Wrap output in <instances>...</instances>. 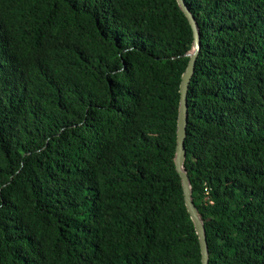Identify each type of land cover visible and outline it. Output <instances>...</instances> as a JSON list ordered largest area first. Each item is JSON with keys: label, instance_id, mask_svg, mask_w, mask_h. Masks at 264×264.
<instances>
[{"label": "trees", "instance_id": "obj_1", "mask_svg": "<svg viewBox=\"0 0 264 264\" xmlns=\"http://www.w3.org/2000/svg\"><path fill=\"white\" fill-rule=\"evenodd\" d=\"M185 1L209 264H264V0ZM192 46L177 0H0V264H201Z\"/></svg>", "mask_w": 264, "mask_h": 264}, {"label": "water", "instance_id": "obj_2", "mask_svg": "<svg viewBox=\"0 0 264 264\" xmlns=\"http://www.w3.org/2000/svg\"><path fill=\"white\" fill-rule=\"evenodd\" d=\"M179 7L187 17L192 30H193V46L186 56L189 57V62L185 72L182 75L181 84V104L180 112L178 113V125H177V145L175 152L174 164L181 179V184L184 193V200L190 216L194 222L196 232L199 236V242L201 247V264H209L210 253L208 247V240L206 235V227L204 220L201 217L199 209L197 208L194 198L191 181L188 171L185 167V161L187 157V150L185 146V140L187 137V125H188V107H189V91L192 80L196 73L197 59L201 52V33L195 16L190 11L185 0H177Z\"/></svg>", "mask_w": 264, "mask_h": 264}]
</instances>
